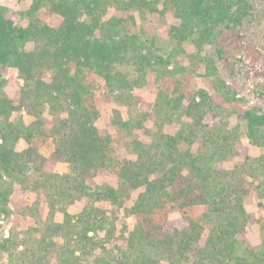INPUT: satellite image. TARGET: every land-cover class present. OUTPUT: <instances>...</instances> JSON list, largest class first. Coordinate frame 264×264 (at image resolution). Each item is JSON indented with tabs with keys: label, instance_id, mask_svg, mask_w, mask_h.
<instances>
[{
	"label": "trees",
	"instance_id": "trees-1",
	"mask_svg": "<svg viewBox=\"0 0 264 264\" xmlns=\"http://www.w3.org/2000/svg\"><path fill=\"white\" fill-rule=\"evenodd\" d=\"M252 7L250 0H17V11L0 6V68L15 70L21 80L15 100L0 95V215L15 214L20 200L26 205L16 214L47 215L38 236L30 227L18 238L12 228L0 239V254L13 264H264V240L247 237L259 219L245 203L255 188L264 198V152L249 154L240 126L217 118L205 88L190 91L173 79L161 99L175 112L181 106L189 122L174 133L154 123V137L133 140L134 158L118 155L112 129L148 132L143 121L149 112L132 122L113 108L100 122L97 98L99 89L107 95L127 84L117 70L123 64L144 76L171 63L174 72L204 62L205 75H214L203 50L241 25ZM146 23L166 26L175 43L166 56L155 53L157 37L147 35ZM185 43L195 53L176 60ZM216 51L222 55L220 47ZM6 83L0 74V87ZM215 83L242 100L218 76ZM23 112L28 124L15 116ZM241 117L249 144L264 146V112L251 107ZM228 156L243 163L224 168ZM110 173L120 185L99 187L97 177ZM130 190L137 194L126 204ZM59 199L80 209H63L57 217Z\"/></svg>",
	"mask_w": 264,
	"mask_h": 264
},
{
	"label": "rangeland",
	"instance_id": "rangeland-1",
	"mask_svg": "<svg viewBox=\"0 0 264 264\" xmlns=\"http://www.w3.org/2000/svg\"><path fill=\"white\" fill-rule=\"evenodd\" d=\"M250 1L253 7L250 15L243 23L227 30L218 40L219 43L207 45L203 50L202 56L209 59L215 66V72L212 76L205 75L204 62H199L198 66L190 64L185 70H175L174 72L171 63L167 68L161 66V72L147 71L144 76L131 64L117 66L118 72L124 77L127 84L117 85L113 93L107 95H104V89L97 91L98 106L102 115L100 122L110 116L113 108L120 109L123 117L132 120V122L143 112H149V119L143 121V125L148 132L136 127H133L130 131L112 129L114 146L120 157L134 158L133 140L136 138L149 141L157 134V127L154 124L156 122L162 123L164 132L168 133H174L182 124H188L187 117L179 114L181 106L175 112L171 107L164 104L161 99L163 91H166L167 87L174 86L173 79L184 80L187 84L184 89L190 91L199 87L205 88L214 99L218 112L217 118L222 122H227L229 126L236 124L240 126V138L243 144L248 146L249 154L259 155L264 152V146L249 144L246 136L245 120L241 117V113L251 107L264 112V0ZM0 6L10 11H17V0H0ZM21 22L24 23V21ZM144 30L148 36L157 37L159 49H155L156 54L166 56L167 51L174 47L175 43L170 42L165 34L166 26L155 28L146 23L144 24ZM183 47L184 52L175 53L176 60L192 57L195 53L191 44L185 43ZM217 47L221 48L222 55H218ZM0 74L7 82L5 87H0V95L4 93L11 100H15L17 98V88L21 84L17 72L13 69L4 72L0 68ZM215 76H218L224 82L225 90L231 89L234 91L235 98L242 100L232 99L224 90H221V87L217 89ZM15 116L21 118L24 124L31 121V117L24 112L22 114L16 113ZM196 132L199 133V130L196 129ZM199 144L200 138L198 137L192 148L196 150ZM24 146L23 141L18 145L19 148ZM40 150L47 155L49 145L44 144ZM235 163L242 164L243 157L228 156L223 161V167L230 168ZM56 171L63 174L65 169L63 166H59ZM96 183L99 187L110 184L118 187L121 182L114 173H110L97 177ZM128 193H130V197L125 198L126 204L132 202L137 191L130 190ZM13 199L15 202L20 200L15 195ZM30 199L33 200L34 195H31ZM260 201L264 203V198L260 197V191L256 188L245 198L246 208L248 211L254 212L259 219L247 236L252 243H260L264 240V207L258 205ZM19 202H21L20 205L14 206L15 214L9 218H6L3 214L0 215V239L7 236L12 228H15L18 238L23 237L25 229L30 227L33 229L30 230L33 236L44 233L47 215L44 213L41 217H33L27 214H16L26 205L21 200ZM41 203L46 206L44 195ZM80 206V203L70 205L59 199L55 202L56 216L60 217L63 209L76 212L80 209ZM123 219L122 214L120 221ZM126 222L132 226L134 220L129 216L126 218ZM22 248V246L19 247V249ZM0 264L13 263H11L7 254L2 253L0 254Z\"/></svg>",
	"mask_w": 264,
	"mask_h": 264
}]
</instances>
